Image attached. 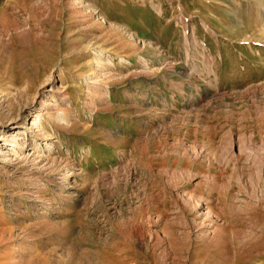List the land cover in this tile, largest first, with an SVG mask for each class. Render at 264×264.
Masks as SVG:
<instances>
[{
  "label": "rangeland",
  "instance_id": "rangeland-1",
  "mask_svg": "<svg viewBox=\"0 0 264 264\" xmlns=\"http://www.w3.org/2000/svg\"><path fill=\"white\" fill-rule=\"evenodd\" d=\"M0 264H264V0H0Z\"/></svg>",
  "mask_w": 264,
  "mask_h": 264
},
{
  "label": "bare ground",
  "instance_id": "bare-ground-1",
  "mask_svg": "<svg viewBox=\"0 0 264 264\" xmlns=\"http://www.w3.org/2000/svg\"><path fill=\"white\" fill-rule=\"evenodd\" d=\"M33 124V123H32ZM31 124V125H32ZM35 124V123H34ZM37 124V123H36ZM12 145L11 146H13V147H18V145H19V143H20V140L19 139H17V138H13V140H12ZM20 148V147H19Z\"/></svg>",
  "mask_w": 264,
  "mask_h": 264
}]
</instances>
